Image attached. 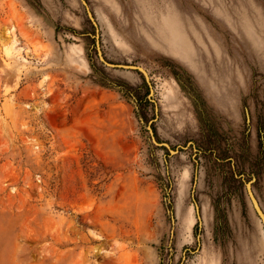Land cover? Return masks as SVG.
Wrapping results in <instances>:
<instances>
[{"label":"rangeland","instance_id":"374dc122","mask_svg":"<svg viewBox=\"0 0 264 264\" xmlns=\"http://www.w3.org/2000/svg\"><path fill=\"white\" fill-rule=\"evenodd\" d=\"M85 2L0 0V264H264V0Z\"/></svg>","mask_w":264,"mask_h":264},{"label":"water","instance_id":"95a60500","mask_svg":"<svg viewBox=\"0 0 264 264\" xmlns=\"http://www.w3.org/2000/svg\"><path fill=\"white\" fill-rule=\"evenodd\" d=\"M83 4L84 6L87 8V14L90 18V20L92 21V23L94 24V26L97 27V24L95 22V20L93 19V16H92V13L90 12L89 8L87 7V3L85 2V0H83ZM97 39V42H96V46H97V49H98V52L100 54V57H101V60L103 61V63L105 65H107L108 67L110 68H119V69H131V70H141L144 75L147 77V73L141 68V67H137V66H133V65H116V64H112V63H108L104 60V58L102 57L101 55V50H100V46H99V41H98V35L96 37ZM155 142V140H154ZM252 182H249V183H246L247 185V193H248V196H249V199L252 203V206H253V209L255 211V213L257 214V216L259 217V219L261 220L262 222V225L264 227V212L255 196V194L253 193V190H252Z\"/></svg>","mask_w":264,"mask_h":264}]
</instances>
